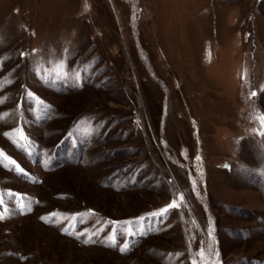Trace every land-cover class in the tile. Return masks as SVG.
<instances>
[{"label":"rangeland","instance_id":"rangeland-1","mask_svg":"<svg viewBox=\"0 0 264 264\" xmlns=\"http://www.w3.org/2000/svg\"><path fill=\"white\" fill-rule=\"evenodd\" d=\"M262 118L264 0H0V264H264Z\"/></svg>","mask_w":264,"mask_h":264},{"label":"snow or ice","instance_id":"snow-or-ice-1","mask_svg":"<svg viewBox=\"0 0 264 264\" xmlns=\"http://www.w3.org/2000/svg\"><path fill=\"white\" fill-rule=\"evenodd\" d=\"M262 119H264V118H262ZM167 211V209H162L161 210V214H163L164 212H166ZM152 215H155V214H152Z\"/></svg>","mask_w":264,"mask_h":264}]
</instances>
